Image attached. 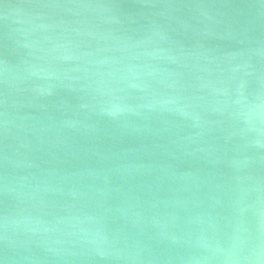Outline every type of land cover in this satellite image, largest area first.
I'll list each match as a JSON object with an SVG mask.
<instances>
[{
	"label": "water",
	"instance_id": "water-1",
	"mask_svg": "<svg viewBox=\"0 0 264 264\" xmlns=\"http://www.w3.org/2000/svg\"><path fill=\"white\" fill-rule=\"evenodd\" d=\"M0 264H264V0H0Z\"/></svg>",
	"mask_w": 264,
	"mask_h": 264
}]
</instances>
